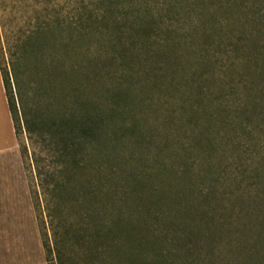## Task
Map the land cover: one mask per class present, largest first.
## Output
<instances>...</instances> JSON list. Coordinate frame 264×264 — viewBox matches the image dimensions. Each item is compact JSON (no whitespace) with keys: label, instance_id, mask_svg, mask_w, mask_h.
Wrapping results in <instances>:
<instances>
[{"label":"trees","instance_id":"1","mask_svg":"<svg viewBox=\"0 0 264 264\" xmlns=\"http://www.w3.org/2000/svg\"><path fill=\"white\" fill-rule=\"evenodd\" d=\"M263 38L264 0H0L14 130L22 124L54 167L31 151L48 264H209L218 234L243 264H264V199L235 213L234 239L231 215L214 206L219 178L234 176L214 160L242 151L252 117L264 123ZM252 132L244 152L260 177ZM128 157L156 168L128 169ZM257 182L245 192L264 193ZM162 188L185 195L168 203L153 193Z\"/></svg>","mask_w":264,"mask_h":264},{"label":"rangeland","instance_id":"2","mask_svg":"<svg viewBox=\"0 0 264 264\" xmlns=\"http://www.w3.org/2000/svg\"><path fill=\"white\" fill-rule=\"evenodd\" d=\"M225 23L224 20H221ZM264 41V38H263ZM216 50L220 51L219 48ZM235 52H228L229 57H233ZM194 60V59H192ZM227 63L223 61L221 64ZM194 67L192 68V70ZM190 74V71H189ZM225 81V80H224ZM217 82L213 85L214 88L219 89ZM223 83V82H222ZM258 83L254 80V86ZM259 87H262L260 85ZM239 86L237 90H239ZM171 95L174 99L178 98V93L172 92ZM237 95H241V91L237 92ZM232 97L229 96V99ZM164 117L163 113H151L144 121L143 128H153L157 125L160 119ZM254 117L250 119V123L245 132L239 131L243 138H240V143L243 144V149L239 153L229 152L227 150L222 159H215L214 162L221 163L223 167H227V170L233 173V177L219 178L217 186L218 203L215 204L216 213H224L225 215H231V223L229 226L230 238L234 239L235 235V213L239 211H252V208H256L254 199H264V193L257 190L252 193L245 192L248 188L247 184L255 183L257 180H263L264 174L260 177H256L257 174L254 171L256 162L249 160L248 151L245 149L250 148L244 138L252 133L259 138L260 142L264 144V123L260 118ZM253 120V121H252ZM22 129L18 133L15 132L10 112L7 107L6 98L2 86L0 75V264H48L46 254L41 242V235L39 231V225L36 214L40 211L43 213V201L42 193H39L36 185V177L34 173V165L31 159V151H35L36 155L40 154V164L47 168H54L51 163V159L47 158L42 143L35 142L33 137ZM128 148L133 147L131 142H127ZM127 151V153H129ZM152 152L148 154L150 157ZM151 159V158H150ZM257 161V159L255 160ZM146 161L138 162L135 158L128 157L125 164L129 167L145 168L149 172H152L156 166V162L151 160V163H145ZM150 162V161H148ZM196 162L191 160L187 163ZM148 164V165H147ZM183 168V164L178 165V169ZM129 169V168H128ZM156 183V178H153ZM240 182V184H238ZM140 183L146 184L144 180H140ZM200 183V182H199ZM202 183V182H201ZM264 185V182H257ZM208 181L204 182L203 187H207ZM139 185V181H134L132 186ZM201 185V184H200ZM172 191V190H170ZM167 188H162L157 195L168 194L170 199L168 203L172 201L173 196L178 199H182L185 193H171ZM170 192V194H169ZM202 194V193H199ZM242 195V196H241ZM167 205L165 202H160L159 205ZM214 231H217L216 229ZM227 237L223 234H218L212 242V252L209 258V264H243L245 260L242 256L238 255L234 249V246H225ZM199 245V244H198ZM196 245V246H198ZM187 247L193 246L192 243H187ZM264 251V246H262ZM261 251V249H260ZM206 250L202 249L200 255ZM210 254V253H209ZM199 260V257H198ZM250 263V261H248ZM193 264H196L193 262ZM201 264V262H199Z\"/></svg>","mask_w":264,"mask_h":264}]
</instances>
